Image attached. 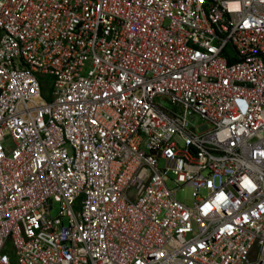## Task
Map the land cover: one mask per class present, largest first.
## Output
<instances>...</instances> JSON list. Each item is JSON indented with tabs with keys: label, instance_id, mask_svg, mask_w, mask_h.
Returning <instances> with one entry per match:
<instances>
[{
	"label": "built area",
	"instance_id": "2783aa9c",
	"mask_svg": "<svg viewBox=\"0 0 264 264\" xmlns=\"http://www.w3.org/2000/svg\"><path fill=\"white\" fill-rule=\"evenodd\" d=\"M0 264H264V0H0Z\"/></svg>",
	"mask_w": 264,
	"mask_h": 264
},
{
	"label": "rangeland",
	"instance_id": "374dc122",
	"mask_svg": "<svg viewBox=\"0 0 264 264\" xmlns=\"http://www.w3.org/2000/svg\"><path fill=\"white\" fill-rule=\"evenodd\" d=\"M164 163L163 161H161V166H163ZM192 190L190 188H184L183 190H180L178 193H177V196H178V199L181 200V201H184L185 203L187 204H191L192 203ZM59 204H55L54 205V210L52 211V215L53 216H56L59 212Z\"/></svg>",
	"mask_w": 264,
	"mask_h": 264
}]
</instances>
